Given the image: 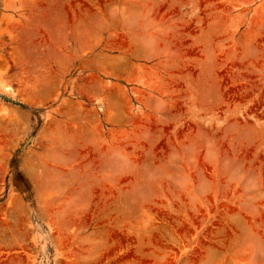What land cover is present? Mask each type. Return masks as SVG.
<instances>
[{"label": "rangeland", "instance_id": "374dc122", "mask_svg": "<svg viewBox=\"0 0 264 264\" xmlns=\"http://www.w3.org/2000/svg\"><path fill=\"white\" fill-rule=\"evenodd\" d=\"M0 264H264V0H0Z\"/></svg>", "mask_w": 264, "mask_h": 264}, {"label": "bare ground", "instance_id": "6f19581e", "mask_svg": "<svg viewBox=\"0 0 264 264\" xmlns=\"http://www.w3.org/2000/svg\"><path fill=\"white\" fill-rule=\"evenodd\" d=\"M112 233H113V232H112ZM112 236H113V234L111 235V237H112ZM114 236H115V235H114ZM154 236H155V235H153V237H154ZM116 237L118 238V235H116ZM116 237H115V238H116ZM115 238H114V239H115ZM154 238H156V237H154ZM109 239H110V238H109ZM112 239H113V238H112ZM118 239H119V238H118ZM118 239H117V240H118ZM120 239H121V238H120ZM125 240H126V239H125ZM156 240H157V239H156ZM152 241H153V240H152ZM122 242H123V241H122ZM156 242H157V241H156ZM119 243H120V242H119ZM154 244H155V243H154ZM118 245H120V244H118ZM114 246H116V244H115ZM113 248H115V247H112V249H113ZM108 251H109V250H108ZM110 251L112 252L113 250H111V248H110ZM108 253H110V252H108ZM141 260H143V259H141ZM142 262H143V261H142Z\"/></svg>", "mask_w": 264, "mask_h": 264}]
</instances>
